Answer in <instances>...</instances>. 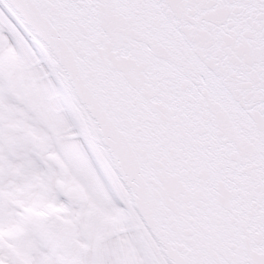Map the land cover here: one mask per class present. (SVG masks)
Wrapping results in <instances>:
<instances>
[{
	"label": "snow or ice",
	"instance_id": "obj_1",
	"mask_svg": "<svg viewBox=\"0 0 264 264\" xmlns=\"http://www.w3.org/2000/svg\"><path fill=\"white\" fill-rule=\"evenodd\" d=\"M0 264H264V0H0Z\"/></svg>",
	"mask_w": 264,
	"mask_h": 264
}]
</instances>
